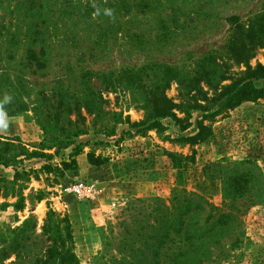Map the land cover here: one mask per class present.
Listing matches in <instances>:
<instances>
[{"label": "rangeland", "instance_id": "obj_1", "mask_svg": "<svg viewBox=\"0 0 264 264\" xmlns=\"http://www.w3.org/2000/svg\"><path fill=\"white\" fill-rule=\"evenodd\" d=\"M143 1L0 0V142L44 154L19 170L67 167L56 182L53 173L31 179L20 190L24 211L14 212L13 167L0 165V204H9L0 209V250L25 219L40 234L49 204L69 219L77 264H264V99L223 105L246 71L229 53L228 19L246 27L264 0ZM28 48H42V66ZM257 63L264 48L247 64ZM161 66L178 78L157 84ZM123 71L145 91L132 92ZM144 94L181 109L149 127L154 106L140 105ZM200 120L208 136L184 142ZM44 138L49 147H40ZM38 191L49 195L36 202ZM188 193L203 201L195 208ZM180 215L181 231L169 229Z\"/></svg>", "mask_w": 264, "mask_h": 264}, {"label": "trees", "instance_id": "obj_2", "mask_svg": "<svg viewBox=\"0 0 264 264\" xmlns=\"http://www.w3.org/2000/svg\"><path fill=\"white\" fill-rule=\"evenodd\" d=\"M143 2H145V0ZM145 5L149 6V3L145 2ZM228 22L233 25L235 30V33L231 35L228 41L227 47L229 53L235 56V59L242 60L243 63L246 64L244 81L239 86L233 85L230 87L229 93H233L227 97L223 104L224 106L234 107L243 101L264 99V65L257 63L254 67H251L249 64H247L251 59L254 58L258 49L264 48V13L257 15L248 25H246V27H243L241 24H239L237 17L229 18ZM25 53H29L31 55L30 57L34 61L38 62V65H43L36 57V53H42V48H39L38 52L28 48L25 50ZM160 68H162L161 74L163 75L157 84H160L162 81H167L166 78L172 81H175L178 78L177 73L171 68L165 66H161ZM123 72L127 73V81L129 80L131 83L130 89L132 92L133 90H139L142 93L144 88L137 86L136 82L140 80V76L131 71ZM80 78L84 80V73L80 75ZM254 81H262L261 87L256 88L253 84ZM133 84L136 86H132ZM134 95H136V93H134ZM66 97L67 95H64V98ZM71 98L73 100H77V97L74 95H72ZM97 99H100L101 101V98L98 97ZM137 99L140 101L139 103L141 106H147L148 103H151L152 106H154L152 113V118L154 121L151 125H149V127L158 125L156 120L171 115L169 114V111L172 108L181 109L180 105L172 104L165 97L151 98L144 94L139 98L137 97ZM61 103L64 106H71L68 102H66V105L64 102ZM77 107L79 108V106ZM34 111L35 116L39 117L42 115L40 108H35ZM173 117L175 121H178L175 116ZM42 120L45 122L42 128L46 133L50 129V123L47 120L46 114L43 116ZM196 128V132L193 135L185 138L181 137V139L184 142L196 144L208 136L209 129L203 125L201 120L197 121ZM79 133H81V130L76 129L75 131L68 134V136H76ZM63 138L67 137L64 136ZM9 142L10 143L0 142V145L4 146L3 150H6V153H0V165L3 167H13V178L11 181L6 182V188L13 189L16 186L18 191L16 194V201L13 204H10V206H12L14 212H23L26 205L25 198L21 191L27 188L26 184H28L31 179L38 180L39 173L41 172L45 174L53 173V182H56L57 178L63 176V173L67 170V167L63 163L62 169H59L57 166L52 168L50 165H43L38 170L33 168L27 169L24 166L19 170V166L21 167L25 160L37 157L42 158L45 156L44 154H40L38 152H28L24 147L21 146V143L17 139H11ZM12 142H17V145H14ZM48 143V139L44 138L40 147H49ZM58 143L62 144L63 140L58 138ZM13 148L17 150L15 154L10 152V150H13ZM88 158L90 164H95V161L92 160L90 156ZM47 195H49L48 192L38 191L34 199L36 202H41L45 199V197H47ZM179 196L180 194H175L174 200L178 201ZM184 197H189L190 204L195 205V208L197 205H199V201H203V198L196 194L188 193L184 194ZM187 205L184 211L186 213L188 212ZM8 206V203L0 204V209H5ZM47 208L48 210L45 213L40 234H37L36 225L30 218L25 219L21 225L14 228H9L7 230L9 244L3 250H0L1 264H3L5 259L8 258L10 254H14V261L11 262V264H77L75 254L73 252V236L68 217L55 212L49 206V204ZM172 209L173 207L170 209L163 208V214L166 217L171 215L170 211L172 212ZM157 211H159V209H157ZM180 219L181 215L174 218L175 221L178 220L177 225L173 226L170 223L168 228L170 229L171 227H174V229H176L178 227V230L181 231L182 228H179V225H181L182 220ZM181 227H183V224ZM178 230H176V232H178ZM39 245H42V247H40L37 254L35 253V250Z\"/></svg>", "mask_w": 264, "mask_h": 264}, {"label": "built area", "instance_id": "obj_3", "mask_svg": "<svg viewBox=\"0 0 264 264\" xmlns=\"http://www.w3.org/2000/svg\"><path fill=\"white\" fill-rule=\"evenodd\" d=\"M81 189H82L81 186H79V185L78 186H75V187H73V192L76 193V194H78V193L81 192Z\"/></svg>", "mask_w": 264, "mask_h": 264}, {"label": "crops", "instance_id": "obj_4", "mask_svg": "<svg viewBox=\"0 0 264 264\" xmlns=\"http://www.w3.org/2000/svg\"><path fill=\"white\" fill-rule=\"evenodd\" d=\"M67 176L65 175V178H66ZM67 179V178H66Z\"/></svg>", "mask_w": 264, "mask_h": 264}]
</instances>
